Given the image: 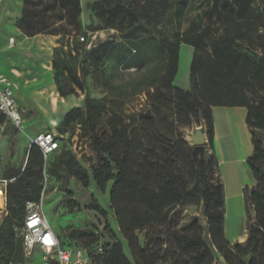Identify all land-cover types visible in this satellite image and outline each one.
<instances>
[{
    "label": "trees",
    "instance_id": "trees-1",
    "mask_svg": "<svg viewBox=\"0 0 264 264\" xmlns=\"http://www.w3.org/2000/svg\"><path fill=\"white\" fill-rule=\"evenodd\" d=\"M198 2L99 0L92 11L100 27L93 32L116 31L121 39L85 51L83 45L87 47L89 40L84 33L85 43L68 40L67 50L64 45L66 38L81 31L80 0H25L24 34L60 37L53 67L61 97L76 89L86 92L90 81L111 104L89 96L84 101L81 127L95 156L89 171L62 143L46 160L41 150L31 145L25 168L5 169L0 178L6 181L0 264H26L19 230L27 205L40 201L45 175L63 186L74 177L86 189L94 184L101 194L112 184L110 211L121 238L106 226L110 249L96 257V264H214V253L229 264H264V45L243 43L245 28L241 25L255 24L261 16L254 0H226L221 5L219 0H211L214 5L204 11L208 26L199 16V28L186 32L190 16L203 8ZM216 23L220 24L218 39L207 47V35ZM263 28L264 22L248 30L264 41V35L258 33ZM184 47L193 49L189 91L173 85ZM142 95L148 96L150 103L145 112L128 120L119 112L109 113V106ZM214 107L246 108L253 146L247 165L258 188L249 193L244 189L249 238L245 246L237 244L234 250L225 236ZM74 113L79 111L70 112L65 122ZM194 125L205 128L206 145L191 146L185 139L182 131ZM64 192L70 194L66 187ZM199 207L207 222L209 243L198 221L180 229L182 218L174 216L178 209ZM92 209L106 217L96 201ZM69 238L95 250L102 235L77 230ZM246 257L249 259L244 261Z\"/></svg>",
    "mask_w": 264,
    "mask_h": 264
},
{
    "label": "rangeland",
    "instance_id": "rangeland-1",
    "mask_svg": "<svg viewBox=\"0 0 264 264\" xmlns=\"http://www.w3.org/2000/svg\"><path fill=\"white\" fill-rule=\"evenodd\" d=\"M81 1V14L79 18V23L81 26V31L74 36V38L68 39L64 41V45L67 47L68 40L76 41L81 43L80 38L84 36L89 41H93L92 48L106 43L102 42L105 39L111 30H102L99 32H93V30L100 27L99 22L94 17L92 8L93 5L99 0H80ZM220 5L222 2L226 0H219ZM233 2V0H230ZM24 2L25 0H6L2 7H0V46H7L8 44L12 47L16 45L18 42L24 39ZM256 11L260 13V20H258L255 24H261L264 22V0H254ZM216 3V2H215ZM203 5L199 11L195 12L190 16L189 24L185 27V31H189L190 29H197L200 26L199 16L204 18V25L208 26L209 22L204 14L208 12V6L214 5L211 0H199L198 6ZM212 9V8H211ZM207 11V12H206ZM211 10H209L210 12ZM50 14H45V17L49 18ZM215 19V17H214ZM54 23L53 20L50 21ZM196 22V24H194ZM253 23L245 22L241 25L245 28V43L246 45L258 46L264 45V41L258 38L257 32H253L248 30V27L255 25ZM58 25L56 26V28ZM220 24L216 23L209 36L206 38L207 47L213 43L214 40L218 39ZM70 29V28H68ZM22 34H21V33ZM115 32L114 39L115 41H119L121 36L119 33ZM260 35H264V28L259 32ZM43 36H50L46 34H41ZM237 35L234 33V36ZM58 37V36H56ZM96 37L95 40L93 38ZM102 37V38H101ZM60 38V37H59ZM60 43V40H59ZM85 43V42H84ZM83 47L85 51L88 50V46L84 44ZM91 48V49H92ZM188 48H183V52L181 53V66H180V74L178 78L179 86H184L185 83L189 80V66L186 65L185 55ZM262 51V50H261ZM259 51V52H261ZM9 54H12L11 52ZM20 66V65H19ZM21 68V66H20ZM48 71V69H46ZM263 93H264V78H263ZM86 96H89L92 100L106 102L107 104H111L110 100L106 98L105 94L96 89L90 81L86 84V92H82L77 89V98H80L81 108L75 109L78 110L79 113H74L70 121L63 122L61 127L59 128L58 136L61 140L63 146L71 149L80 164L87 169L90 170V167L95 163V156L90 147V139L84 130L81 127V122L84 118L83 114V105ZM253 102L257 101L253 99ZM148 96L142 95L126 101L122 104H116L109 106V113L119 112L124 116L125 119L128 120L129 117L139 115L145 112L149 107ZM24 108V103H22ZM247 114V111H246ZM32 115H34L32 117ZM23 117V128L19 129L9 120L3 119L0 116V178L2 177L5 169L7 167L14 168H22L24 162L26 160V154L30 147L31 138L39 135L42 132H50L46 124L45 120L38 116L37 113L27 114L22 113ZM32 117V118H31ZM34 123L31 126L30 123L27 122L30 120ZM25 120V122H24ZM185 139L190 143L191 146H194L192 142V137L197 133L201 132L206 135L205 128L203 126L194 125L190 129H184L183 131ZM244 136L246 138H250V132L247 126L244 127ZM207 140V138H206ZM207 144V142H206ZM205 144V145H206ZM252 145V144H251ZM252 155H253V146H252ZM51 161V160H50ZM49 161V162H50ZM0 180V189H5V183ZM111 185H109L106 194H101L94 184L90 186V188H84L79 181H77L74 177H71L67 180L65 186L61 184H57L55 181L51 179H47L44 183V191L46 194V198L44 200V213L47 217L51 228L55 235L60 239L62 244L65 246H69L71 248H83V242L71 240L69 235L72 231H81L85 235H92L94 233L99 232L102 235L101 245L104 247V250L110 249L107 245L110 243L109 233L106 230V226L109 224L111 229L120 239L121 236L119 234L117 225L114 220L113 213L110 211V199L109 192L111 189ZM64 187L70 192V194H66L64 192ZM258 183L252 180L250 186L248 187V193L251 192L252 189H257ZM97 202L100 208L106 213V217L102 216L100 212L92 209L94 202ZM5 205V204H4ZM6 208V205H5ZM180 215L182 218V223L180 229H184L191 225L194 221H198L200 223V227L204 231V237L209 243V233L208 226L204 216L203 209L199 208H184L178 209L174 216ZM240 228V224L234 225V231L231 232L228 230L227 236L229 240H232L238 229ZM240 230V229H239ZM246 240L242 243H237L242 246H245L247 240L249 238L248 232L246 230ZM231 249L234 250V246L237 244H231ZM125 245V253L131 259L129 251ZM108 247V248H107ZM95 253V252H94ZM216 259L215 264H229L224 257L219 256L214 253ZM44 254L40 250H35L31 258H27L26 264H42ZM249 257L244 258V261H247ZM232 263H236L235 261Z\"/></svg>",
    "mask_w": 264,
    "mask_h": 264
},
{
    "label": "crops",
    "instance_id": "crops-1",
    "mask_svg": "<svg viewBox=\"0 0 264 264\" xmlns=\"http://www.w3.org/2000/svg\"><path fill=\"white\" fill-rule=\"evenodd\" d=\"M5 1L0 0V7L3 6ZM114 34V31L110 32L102 42H107L109 37L114 38ZM95 39L96 37L93 38V40ZM59 40L60 38L56 36L37 35L28 37L24 34V39L16 45L12 47L9 44L0 46V75L9 78L13 82L15 97L24 114L37 113L39 117L45 120L46 126L51 129L50 132L56 135L61 144V140L56 133L65 122V117L73 110L81 108L82 101L77 98V89L74 94L66 97H61L58 91L53 61L56 49L61 47ZM92 46L93 41H89L88 50ZM184 48H188L185 62L189 66V80L184 86L180 87L178 84L179 70L173 85L181 90L189 91L193 49L190 47ZM65 50H67L66 46ZM10 52L12 54H9ZM22 103H24V108ZM246 111V108L242 107L213 108L215 155L219 163V174L224 186L225 196V236L226 240L232 245L244 242L247 237L244 189L248 188L253 180L247 165V160L252 156L251 137L246 138L243 132L244 127L247 126ZM27 122L32 121L30 119ZM30 124L31 126L34 125L33 122ZM43 133L47 132H42L39 135ZM37 136L31 138V140ZM28 153L29 150L22 169L25 168L27 163ZM1 182L5 183L6 186V181L2 180ZM237 222L240 224V230L238 229L234 238L229 240L227 232L228 230L233 232L234 225Z\"/></svg>",
    "mask_w": 264,
    "mask_h": 264
},
{
    "label": "built area",
    "instance_id": "built-area-1",
    "mask_svg": "<svg viewBox=\"0 0 264 264\" xmlns=\"http://www.w3.org/2000/svg\"><path fill=\"white\" fill-rule=\"evenodd\" d=\"M109 40H113L109 37ZM83 43L85 38L82 36ZM13 82L0 75V116L9 120L19 129L23 128V109L18 103ZM30 145L37 146L46 160L57 151L60 142L52 132L43 133L30 141ZM46 180L48 176L45 175ZM5 197V189L3 190ZM46 198L43 190L38 203H29L23 227L19 230V237L23 241L25 258H31L35 250L44 254L42 264H96V257L103 255L104 248L99 245L95 250L86 248L62 247L59 238L53 232L51 225L44 213V200ZM5 215V205L0 208V223ZM95 252V253H94ZM215 264V262H214Z\"/></svg>",
    "mask_w": 264,
    "mask_h": 264
},
{
    "label": "water",
    "instance_id": "water-1",
    "mask_svg": "<svg viewBox=\"0 0 264 264\" xmlns=\"http://www.w3.org/2000/svg\"><path fill=\"white\" fill-rule=\"evenodd\" d=\"M192 142H193L194 146H204L207 142L206 135L199 132L192 137Z\"/></svg>",
    "mask_w": 264,
    "mask_h": 264
},
{
    "label": "bare ground",
    "instance_id": "bare-ground-1",
    "mask_svg": "<svg viewBox=\"0 0 264 264\" xmlns=\"http://www.w3.org/2000/svg\"><path fill=\"white\" fill-rule=\"evenodd\" d=\"M4 204H5V200L3 198L2 190L0 189V208H3L4 207Z\"/></svg>",
    "mask_w": 264,
    "mask_h": 264
}]
</instances>
